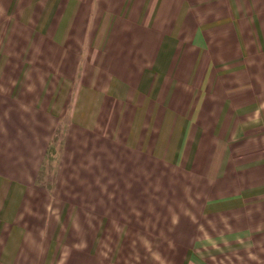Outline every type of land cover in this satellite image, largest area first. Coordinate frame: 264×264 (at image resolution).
<instances>
[{"label":"crops","instance_id":"obj_1","mask_svg":"<svg viewBox=\"0 0 264 264\" xmlns=\"http://www.w3.org/2000/svg\"><path fill=\"white\" fill-rule=\"evenodd\" d=\"M0 264H264V0H0Z\"/></svg>","mask_w":264,"mask_h":264}]
</instances>
